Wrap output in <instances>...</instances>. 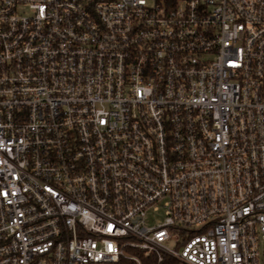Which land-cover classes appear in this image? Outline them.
I'll list each match as a JSON object with an SVG mask.
<instances>
[{
  "label": "built area",
  "instance_id": "obj_1",
  "mask_svg": "<svg viewBox=\"0 0 264 264\" xmlns=\"http://www.w3.org/2000/svg\"><path fill=\"white\" fill-rule=\"evenodd\" d=\"M0 264H264V0H0Z\"/></svg>",
  "mask_w": 264,
  "mask_h": 264
},
{
  "label": "rangeland",
  "instance_id": "obj_2",
  "mask_svg": "<svg viewBox=\"0 0 264 264\" xmlns=\"http://www.w3.org/2000/svg\"><path fill=\"white\" fill-rule=\"evenodd\" d=\"M169 246H172V245H169Z\"/></svg>",
  "mask_w": 264,
  "mask_h": 264
}]
</instances>
